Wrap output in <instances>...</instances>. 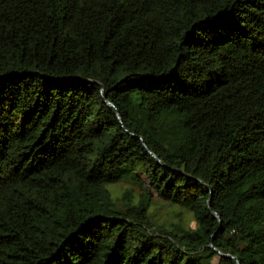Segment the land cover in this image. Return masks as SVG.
I'll list each match as a JSON object with an SVG mask.
<instances>
[{"label": "trees", "instance_id": "trees-1", "mask_svg": "<svg viewBox=\"0 0 264 264\" xmlns=\"http://www.w3.org/2000/svg\"><path fill=\"white\" fill-rule=\"evenodd\" d=\"M0 264H264V0H0Z\"/></svg>", "mask_w": 264, "mask_h": 264}, {"label": "rangeland", "instance_id": "rangeland-1", "mask_svg": "<svg viewBox=\"0 0 264 264\" xmlns=\"http://www.w3.org/2000/svg\"><path fill=\"white\" fill-rule=\"evenodd\" d=\"M113 190V195H119L124 189L123 185L109 186ZM151 220L155 224H166L169 225L172 222L188 224L194 226V222L191 221V214L188 210L180 209L179 207L172 206L167 202H164L160 199L154 201L153 206L151 207Z\"/></svg>", "mask_w": 264, "mask_h": 264}, {"label": "water", "instance_id": "water-1", "mask_svg": "<svg viewBox=\"0 0 264 264\" xmlns=\"http://www.w3.org/2000/svg\"><path fill=\"white\" fill-rule=\"evenodd\" d=\"M108 104L110 105L111 103L110 102H108ZM153 155V154H152ZM154 156V155H153ZM155 157V156H154ZM222 256H224V257H227V258H231V259H234L235 261H237L238 262V260H237V258L236 257H234V256H232V255H230V254H224V253H221L220 251H218Z\"/></svg>", "mask_w": 264, "mask_h": 264}]
</instances>
